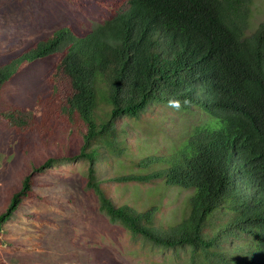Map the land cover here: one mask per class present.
<instances>
[{"label":"trees","instance_id":"obj_1","mask_svg":"<svg viewBox=\"0 0 264 264\" xmlns=\"http://www.w3.org/2000/svg\"><path fill=\"white\" fill-rule=\"evenodd\" d=\"M78 1L101 5L103 22L26 44L7 39L0 13V133L12 155L0 232L46 170L82 159L102 211L131 235L189 246L208 264H264V21L250 31L254 0ZM173 99L208 121L175 147L137 138L166 132L159 114ZM130 183L188 191L179 219L157 218L162 201L136 200Z\"/></svg>","mask_w":264,"mask_h":264},{"label":"rangeland","instance_id":"obj_2","mask_svg":"<svg viewBox=\"0 0 264 264\" xmlns=\"http://www.w3.org/2000/svg\"><path fill=\"white\" fill-rule=\"evenodd\" d=\"M84 4L86 7L78 0H0V13L5 14L9 24L7 39L18 35L22 44H26L66 25L84 32L92 30L103 22L104 8L93 1ZM251 9L250 31H253L264 21V0H254ZM36 71L33 67L26 80H32ZM159 116L162 120L166 116L165 133L152 132L153 127L143 128L136 137L144 142L175 147L195 124L208 121L201 114L166 106L161 108ZM157 138L161 143L155 142ZM10 144L8 136L0 133V173L12 157L7 153ZM86 167L84 160L77 159L57 162L46 170L45 183L36 187L35 195L26 198L2 224L0 263L208 264L189 246L157 245L131 235L121 223L110 219L86 185ZM103 168L102 177H105L110 170ZM151 186L130 183L123 188L128 194L135 193L136 200L160 199L164 206L157 211V218L179 219L176 211L183 209L189 192L179 194L176 189L169 196L167 186L154 183L153 191L149 192Z\"/></svg>","mask_w":264,"mask_h":264},{"label":"clouds","instance_id":"obj_3","mask_svg":"<svg viewBox=\"0 0 264 264\" xmlns=\"http://www.w3.org/2000/svg\"><path fill=\"white\" fill-rule=\"evenodd\" d=\"M188 103H189L188 100H185V101H184V104H185V105H187ZM168 107H171V108H173V109L179 110V109L181 108V103H180V101L175 100V99H173V100H169V101H168Z\"/></svg>","mask_w":264,"mask_h":264}]
</instances>
